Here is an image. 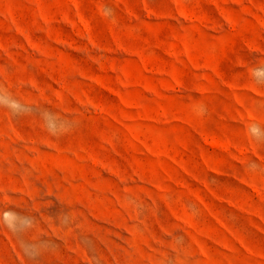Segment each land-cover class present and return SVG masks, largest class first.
<instances>
[{
  "label": "rangeland",
  "instance_id": "obj_1",
  "mask_svg": "<svg viewBox=\"0 0 264 264\" xmlns=\"http://www.w3.org/2000/svg\"><path fill=\"white\" fill-rule=\"evenodd\" d=\"M264 0H0V264H264Z\"/></svg>",
  "mask_w": 264,
  "mask_h": 264
},
{
  "label": "clouds",
  "instance_id": "obj_2",
  "mask_svg": "<svg viewBox=\"0 0 264 264\" xmlns=\"http://www.w3.org/2000/svg\"><path fill=\"white\" fill-rule=\"evenodd\" d=\"M257 80L259 81L262 77H264V69L257 70Z\"/></svg>",
  "mask_w": 264,
  "mask_h": 264
}]
</instances>
